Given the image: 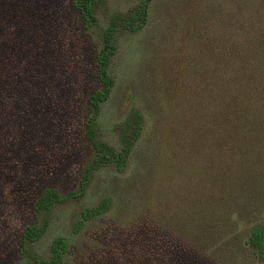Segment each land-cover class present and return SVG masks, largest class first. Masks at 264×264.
Masks as SVG:
<instances>
[{
    "label": "rangeland",
    "instance_id": "1",
    "mask_svg": "<svg viewBox=\"0 0 264 264\" xmlns=\"http://www.w3.org/2000/svg\"><path fill=\"white\" fill-rule=\"evenodd\" d=\"M142 1L99 0L86 30L73 0H0V264L49 261L57 239L67 245L61 264H264L246 247L230 257L182 248L149 214L158 186L182 180L183 83L195 73L189 51L199 57L187 0H151L134 30L115 21L97 137L118 151L132 112L143 126L122 170L102 165L83 183L95 157L86 119L102 34ZM47 188L74 194L39 210ZM30 225L44 229L37 240L22 238Z\"/></svg>",
    "mask_w": 264,
    "mask_h": 264
},
{
    "label": "trees",
    "instance_id": "2",
    "mask_svg": "<svg viewBox=\"0 0 264 264\" xmlns=\"http://www.w3.org/2000/svg\"><path fill=\"white\" fill-rule=\"evenodd\" d=\"M98 1L73 0L86 30L97 23ZM150 1L115 17L102 34L96 55L99 89L88 100L86 119V137L95 157L85 169L83 183L102 165L114 163L122 170L141 133L142 116L132 112L124 127L123 147L115 151L98 139L95 120L113 88L108 68L116 24L140 28ZM186 4L193 14L189 27L185 25L186 36L199 57L195 62L189 51L195 73L183 83V150L177 168L182 180L158 186L149 214L182 248L184 243L200 253L230 257L246 247L264 260V0H187ZM72 194L61 197L47 188L36 208L46 210ZM100 211L84 209L82 215ZM43 230L30 225L22 238L37 240ZM66 249L63 239L55 240L49 261L39 264H61Z\"/></svg>",
    "mask_w": 264,
    "mask_h": 264
}]
</instances>
